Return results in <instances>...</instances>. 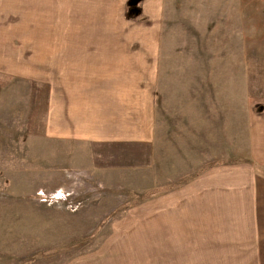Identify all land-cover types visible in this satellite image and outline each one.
Instances as JSON below:
<instances>
[{"label": "rangeland", "instance_id": "374dc122", "mask_svg": "<svg viewBox=\"0 0 264 264\" xmlns=\"http://www.w3.org/2000/svg\"><path fill=\"white\" fill-rule=\"evenodd\" d=\"M37 1L0 2V264H264L251 255L264 232L210 215L192 183L251 163L248 131L264 125V0H100L92 9L122 13L123 34L80 32L75 0L32 11ZM74 36L144 47L155 144L59 139L47 66ZM208 184L210 204L227 200L217 172Z\"/></svg>", "mask_w": 264, "mask_h": 264}, {"label": "crops", "instance_id": "0c3cea01", "mask_svg": "<svg viewBox=\"0 0 264 264\" xmlns=\"http://www.w3.org/2000/svg\"><path fill=\"white\" fill-rule=\"evenodd\" d=\"M38 1L33 3L32 11L43 8ZM99 1L75 0L81 17L75 26L82 28L80 32L84 33H125L127 24H122V13L100 14L97 9H92L95 5L98 7ZM109 37L113 36L100 40H76L74 36V40L58 41L57 63L47 66L50 95L59 97L57 110H54L57 135L62 140L106 146L155 144L156 71L153 67L147 68L146 57L141 56L144 47L126 39L110 40ZM151 50L152 59L153 46ZM149 64L154 65L153 60ZM248 139L250 164L222 166L218 171L206 172L192 183H202L203 203H208L206 208L210 215L231 218L229 225L237 226V232L240 225L245 224L257 226L259 232H264V174L258 170L264 168V125L257 126L253 121ZM243 171L249 179L248 184L240 183ZM214 172L219 175V185L212 186L215 191L230 193L227 200H219L216 205L207 199L209 178ZM225 178L229 184H234L226 185ZM243 185L249 186V198L243 195ZM224 224L217 225L226 226ZM259 246L264 247L260 243ZM251 255L264 256V252Z\"/></svg>", "mask_w": 264, "mask_h": 264}, {"label": "trees", "instance_id": "16d2710c", "mask_svg": "<svg viewBox=\"0 0 264 264\" xmlns=\"http://www.w3.org/2000/svg\"><path fill=\"white\" fill-rule=\"evenodd\" d=\"M132 1H136V0H129V2L132 3ZM131 11V16H137V15H140V9L139 8H133V4L130 6V9Z\"/></svg>", "mask_w": 264, "mask_h": 264}]
</instances>
